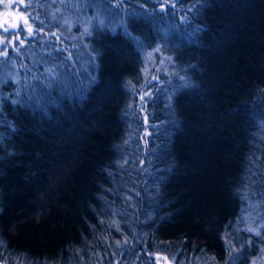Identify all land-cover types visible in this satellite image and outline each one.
I'll return each mask as SVG.
<instances>
[{
    "label": "trees",
    "instance_id": "obj_1",
    "mask_svg": "<svg viewBox=\"0 0 264 264\" xmlns=\"http://www.w3.org/2000/svg\"><path fill=\"white\" fill-rule=\"evenodd\" d=\"M4 14L1 264L262 258L264 226L244 218L264 222V0H0Z\"/></svg>",
    "mask_w": 264,
    "mask_h": 264
},
{
    "label": "rangeland",
    "instance_id": "obj_2",
    "mask_svg": "<svg viewBox=\"0 0 264 264\" xmlns=\"http://www.w3.org/2000/svg\"><path fill=\"white\" fill-rule=\"evenodd\" d=\"M121 1H123V0H112V4L117 5V4H120ZM156 4H157L158 8H161V9H164V8H166V7H174V4H173V3H171V2H166V1H162V2H160V3L157 2ZM6 18H8V16H7L6 14H4V15H0V21L4 20V19H6ZM146 72H147V71H146ZM7 74H8V76H9L13 81H17V80L19 79V74H18V72H17L16 70H14V69L9 70V71L7 72ZM147 84L150 85L149 82H148ZM150 90H151V88H150V86H149V89H148L147 92H149ZM145 96H146V95H145ZM145 96H143L142 98L144 99ZM146 119H147V121L149 120L148 118L144 117V120H146ZM143 135H144V136H143V142H142V145L145 146V145H146V138H147V135H148L147 131L144 132ZM256 218H259V217L257 216ZM254 220H255L254 218H251V217H248V216H246V217L244 218V221H245V223H246V225H247V228H249L250 230L252 229V230H254V231H258L262 226H264V222H263V223H260V222H259V225L255 226V225H254ZM260 231H261V230H260ZM260 231H259V232H260ZM261 256H262V258L259 257L258 259H256V260L254 261V264H264V254L261 255ZM152 258H154L156 264H170V262H168L166 259H163V258H161V257H159V256H153ZM0 264H1V263H0Z\"/></svg>",
    "mask_w": 264,
    "mask_h": 264
},
{
    "label": "snow or ice",
    "instance_id": "obj_3",
    "mask_svg": "<svg viewBox=\"0 0 264 264\" xmlns=\"http://www.w3.org/2000/svg\"><path fill=\"white\" fill-rule=\"evenodd\" d=\"M29 31H31V29H29Z\"/></svg>",
    "mask_w": 264,
    "mask_h": 264
}]
</instances>
